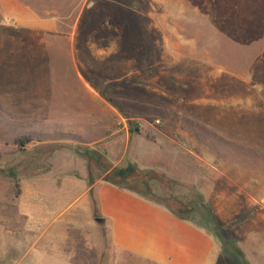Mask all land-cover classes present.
Listing matches in <instances>:
<instances>
[{
  "label": "rangeland",
  "instance_id": "1",
  "mask_svg": "<svg viewBox=\"0 0 264 264\" xmlns=\"http://www.w3.org/2000/svg\"><path fill=\"white\" fill-rule=\"evenodd\" d=\"M129 163L216 264H264V0H0V264H148L82 196Z\"/></svg>",
  "mask_w": 264,
  "mask_h": 264
},
{
  "label": "crops",
  "instance_id": "2",
  "mask_svg": "<svg viewBox=\"0 0 264 264\" xmlns=\"http://www.w3.org/2000/svg\"><path fill=\"white\" fill-rule=\"evenodd\" d=\"M202 101L208 110V104L204 102L206 100ZM224 113L208 110L205 118L191 114L190 118L197 123L220 126L214 120L223 118ZM192 153L200 159L209 157L195 151ZM90 188L95 194L96 218L108 225L110 241L116 249L128 252L148 264H216V242L208 230L189 219L178 217L160 203L105 180L99 179L86 189L83 188L82 196ZM258 188L263 198L264 187ZM85 204L91 210L88 197ZM24 208L32 210V205L24 204ZM25 209L23 211L26 213ZM35 220H38L37 217ZM38 226L36 221L34 228Z\"/></svg>",
  "mask_w": 264,
  "mask_h": 264
},
{
  "label": "trees",
  "instance_id": "3",
  "mask_svg": "<svg viewBox=\"0 0 264 264\" xmlns=\"http://www.w3.org/2000/svg\"><path fill=\"white\" fill-rule=\"evenodd\" d=\"M33 140V137L29 134H21L14 138L13 142L19 148L23 149L26 145H28ZM153 178V174L149 172H139L136 171V168L133 164L129 163L123 167H119L115 172L106 173L104 176V180L110 183H113L119 187L127 188L136 192L137 194L148 198V194L151 193L148 188L147 181ZM151 199V198H148ZM158 203V202H157ZM171 212L177 215L180 218L187 219L185 214V210L181 207L175 208L169 205H165ZM239 253L241 252L238 250Z\"/></svg>",
  "mask_w": 264,
  "mask_h": 264
},
{
  "label": "built area",
  "instance_id": "4",
  "mask_svg": "<svg viewBox=\"0 0 264 264\" xmlns=\"http://www.w3.org/2000/svg\"><path fill=\"white\" fill-rule=\"evenodd\" d=\"M159 120L157 119L156 122H158Z\"/></svg>",
  "mask_w": 264,
  "mask_h": 264
}]
</instances>
